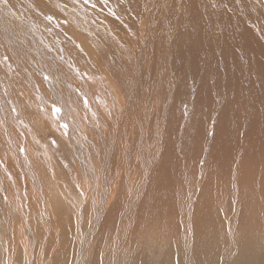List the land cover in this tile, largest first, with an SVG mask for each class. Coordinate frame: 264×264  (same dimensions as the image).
Listing matches in <instances>:
<instances>
[{"label": "rangeland", "instance_id": "rangeland-1", "mask_svg": "<svg viewBox=\"0 0 264 264\" xmlns=\"http://www.w3.org/2000/svg\"><path fill=\"white\" fill-rule=\"evenodd\" d=\"M5 1L15 4L14 0ZM26 1L34 8L56 13L46 6L44 0ZM164 1L169 2L163 0L162 3ZM131 4L140 3L135 0H99L98 4L104 14L112 16V29L128 49H133L135 43L124 27L130 26L129 18L137 20L146 11L131 12L127 9ZM11 7L19 11L16 5ZM155 13L164 18L162 4ZM50 17L53 21L60 19L57 27L41 28L46 30L50 45L52 39L56 47L60 38L54 33L56 28L64 27V21L60 15ZM249 17L255 26H260L264 20V9L250 12ZM178 19L182 20V17ZM65 28L69 31L64 28L63 31L70 33L64 36L68 43L76 29L66 23ZM178 33L179 46L186 48V30L180 29ZM256 34L264 48V31L258 29ZM158 35L157 30L154 38ZM65 45L56 49V56L53 55L54 48L51 51L47 50V45L43 47L47 55H52L53 65L62 72L61 79L58 77L56 80L54 75L50 73L49 77L45 72L33 51L24 49L25 55L20 58L11 53L0 36V54H5L8 68L14 70L23 82L27 78L25 70L31 72L36 86L25 88L30 89L33 104H38L34 106L36 111L33 110L23 95L25 89L11 86L6 97L18 107L10 105L7 114L2 107L0 110V264L18 262V254L24 250L17 224L11 233V243H7L8 218L14 217L9 205L11 195L14 205L20 206L21 210H36L39 223L34 253L45 254V258L36 260V264H75L73 256L82 236L87 239L88 248L81 264H133L137 256L122 257V253L119 254L126 249L130 232L136 235L128 246L137 241L136 244L143 248L142 255L156 256L155 264H165L169 259L173 264H197L195 258L199 253L203 254L207 264H210L212 254L218 255L219 264H234L238 257L248 254L259 255L261 264H264V113L256 116L255 107L245 102L252 95L236 89L229 96H216L212 108L207 107L205 115L193 114L190 122L183 124H180V116L177 119L165 117L161 109L147 105L144 113L138 117L133 114L129 124L125 125L120 121L125 106L119 104L113 76L108 75L107 69L98 62V50L88 47L85 42L80 43L79 47L86 48L88 55V63L80 60L81 66L78 59L82 56L73 49L76 47ZM138 46L142 47V40ZM219 58L224 57L219 55ZM76 63V70L63 69L67 64ZM1 64L0 58V75L3 78L4 66ZM160 67L165 66L144 65L145 76L138 84L133 77L127 78L125 84H130L126 87L127 93L136 87L145 101L155 100L157 93L150 90L151 79L158 74ZM49 80L53 82L50 84ZM53 83L60 84L66 91L68 89L63 104H67L72 113L62 114L61 103L56 101L50 86ZM142 83L145 86L140 85ZM261 97L264 102V91ZM88 99L90 106L87 108ZM221 105H227L236 119L230 133L224 128L228 119L220 115ZM33 112H37L39 117H34ZM210 112L212 116H207ZM146 113L152 116H146ZM69 121L73 123L70 131L67 130ZM173 121L178 122L176 133L164 126ZM77 124L80 129L84 127V132ZM204 125L206 131L200 133ZM147 126L155 134V140L147 147H139L137 140L146 135ZM110 132H114L116 141L101 149ZM76 144L89 149L91 144L97 147L92 148L87 156H81L74 148ZM159 162L162 163L158 165ZM146 166L149 170L145 175ZM81 188L86 198L82 196ZM45 190L50 196L54 191L55 196L61 198V204H50ZM128 197L134 201L131 208L136 219L131 223H114L124 215L118 210V198ZM95 203L99 204L96 208ZM49 204L54 206L53 212L50 206L47 207ZM43 210L47 213L41 217Z\"/></svg>", "mask_w": 264, "mask_h": 264}, {"label": "bare ground", "instance_id": "bare-ground-1", "mask_svg": "<svg viewBox=\"0 0 264 264\" xmlns=\"http://www.w3.org/2000/svg\"><path fill=\"white\" fill-rule=\"evenodd\" d=\"M14 1L15 4H11L7 3L5 0H0L1 41L10 48L11 53L17 54L21 58V55H25L24 49L27 52L30 50L33 51L35 54L34 57L36 56L38 61H40L39 63H42L43 69L46 73H49V77L51 73L57 80L58 77L60 78L62 72L58 71L53 65L52 55H47V52L44 51L43 47L45 45H47V50L51 49L52 51L54 48V56L57 55H55L54 52L60 45L67 44L65 46L69 45L76 47L73 49L82 56L78 59V63L82 60L85 64L88 63L87 49H81L79 44L85 42L88 47H94L98 50L99 64H101V67L106 68L108 75L111 74L115 80L117 91L119 93V104L125 106V112L120 118V121L125 125L129 124L128 120H130L133 114L138 117L140 114L144 113V106L147 105H152L155 109H161L165 117L173 116V118L177 119V117L180 116V124L188 123L194 116L193 114L205 115L207 107L210 109L212 108V102L216 96H229L233 94L236 89H239L242 92H249L252 95L245 102L255 107L256 116L260 112L264 113V102L261 97V94L264 91V48L262 47L263 44L258 42L260 36L256 34L258 29L264 31V20L261 22L260 26H255L249 17L250 12H260L264 9V0H169V2L164 1L163 3V0H135V2L140 4H131L127 9L134 13H143L145 10L146 11L137 20L129 18L128 22L130 26L126 28L124 27L125 32L134 38L135 47L133 49L125 47L117 38V35L110 24L112 16L106 15L100 10V6L98 5L99 0H44L49 9L52 8L56 11L55 14H50V12L47 10L44 11L41 8H34V6L26 0ZM161 4L164 7V18L155 13ZM11 5H16V8H18L19 11L12 9ZM51 15H60L63 18V28L65 31H69L68 28H65V23L68 25L71 24V26L76 29L73 32L74 34L72 33L73 37H69L68 43L65 41L64 36L65 34L70 33L64 32V29L61 27L56 28L54 33L56 37L60 38L57 39L58 42H56V45L58 46H53L54 41L52 39H50L52 46L50 45L48 35L44 28L48 29L60 23V19H56L55 21L49 19L51 18ZM178 17H182V20H179ZM180 29L186 30L188 35V44L186 48H181L179 46L178 30ZM157 30L159 31V35L157 38H154ZM62 32H64V34ZM139 40H142V47L138 46ZM25 41H27V43ZM5 50H7V48ZM219 55H223L224 58H219ZM0 58L2 59V64L4 66L3 78H1L0 75V110L2 107L3 111L6 112L4 114H7L10 110V105L18 107L11 98L6 97V92L10 90L11 86H15L18 90L25 89L23 95H25L28 99V103H31L30 105L33 107V110H35L34 106L38 104H33L34 101H32L33 98L29 91L30 89L25 88V86L27 87L30 85L32 88L36 86V82L32 77L31 72L28 69L25 70V72H27V78H24L23 82V80L19 78V75L17 76L14 74V70L11 71L8 68V62H5V54H0ZM6 59L8 61L7 57ZM16 60L18 61V59ZM123 62L124 64L122 65ZM29 63L30 65L32 64V62ZM33 63H35V61ZM78 63L75 65L67 64L63 66V69L76 70V65ZM147 63L156 64L157 66H165L160 67L158 74L151 79L152 86L150 90H155L157 93L156 99L152 102L145 101L137 91L136 87H134V91L130 88L129 93H127L126 87H130V84H125V81L129 77H133L136 84L140 83L145 76L143 66ZM91 64L92 62H90V65ZM22 77H25V75ZM52 82L53 80H49L50 84ZM140 85L145 86L144 83ZM50 86L56 97V101L61 103L62 114L72 113L70 107H67V104H63V97L67 94L68 89L67 91L62 89L60 84L54 85L53 83ZM111 87L112 89L114 88V86ZM80 102L82 106V101ZM89 103L88 99V103L85 107L88 108L90 106ZM46 108H49V105H47ZM92 110H94V108ZM219 111L221 116H225L228 119L224 124L225 130L229 133L232 132V122H236V119L232 116L229 107L227 105H221ZM38 115L37 112H33L34 117H37ZM191 115L193 116L191 117ZM146 116H152V114L146 113ZM207 116H212V113L210 112ZM72 124L73 123L69 121L67 126L68 131L72 130ZM164 126L166 129L172 130L173 133H176L175 130H177L178 122L173 121V123L165 124ZM80 127L81 126L79 125V129ZM150 128L154 129L153 126H150ZM182 128L184 130L183 126ZM80 130L84 132V127ZM200 131V133H205V125L204 128L201 127ZM181 134L179 132V135ZM154 140L155 134L151 133L147 126L146 135L138 138L136 144L139 147H147L151 145ZM115 141L116 138L114 137V132H110L107 136L106 144L101 149H106L107 146L113 144ZM95 146V144H91L89 149L87 146L85 147L81 144H76L74 148L81 156H87ZM97 152H99V149ZM171 152L170 149L169 153ZM6 154L8 153L6 152ZM78 158L84 161L81 157ZM162 162H159L158 165ZM93 164V167L95 168V163ZM82 169H85L84 166ZM148 170L149 168L146 166L145 175ZM35 181H38V179ZM32 183L35 185V182ZM45 192L50 204L54 205L60 203L61 198L55 196L54 191L51 192V196L46 190ZM64 195L66 194L64 193ZM82 196L84 198L87 197L83 189ZM48 199L46 198V200ZM80 200L82 201V198ZM9 201L14 217L8 218L9 224L6 227L7 243H11V233L15 224H17L19 227L20 241L24 245L23 252L18 254V262H14V264H36V260L40 261L45 258V254L35 255L34 253L37 248L36 232L39 223L36 219L37 216L35 215L36 210H21L20 206L14 205V198L12 195L10 196ZM118 201V210L123 212L124 215L118 217L117 220L113 222L120 223L127 221L131 223L132 220L136 219L134 218L136 213L131 208L134 204L133 199L131 197H128L127 199L118 198ZM42 202L45 203V201ZM50 204L47 205V207L50 206ZM98 205V203H95L94 208L98 207ZM52 206L50 207L53 212L54 206ZM41 213L42 214L40 215L42 217L47 212L43 210ZM50 228H53V226H50ZM135 235V232H130V237L127 239L126 249L119 251V254L122 253V257L132 255L137 256L138 258L134 260L133 264H155L157 262L156 256L149 253L142 255L141 250L143 248L141 247V244H136L137 239L135 240L136 242H134L135 244L130 245V247L128 246L131 240L133 242ZM30 246L31 250L29 249ZM211 247L213 246L211 245ZM87 248V239L85 236H82L76 255L73 256V258H75V264H81ZM115 254L116 250L114 252V255ZM10 257L12 258L13 254H11ZM209 261L210 264H219L218 255L212 254ZM195 262L197 264H207L202 253L197 254ZM165 264L173 263L171 262V259H169ZM234 264H261V257L255 254H248L245 257H238Z\"/></svg>", "mask_w": 264, "mask_h": 264}]
</instances>
